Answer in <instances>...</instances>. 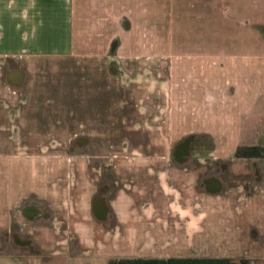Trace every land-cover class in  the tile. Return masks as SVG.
<instances>
[{"label":"crops","instance_id":"obj_1","mask_svg":"<svg viewBox=\"0 0 264 264\" xmlns=\"http://www.w3.org/2000/svg\"><path fill=\"white\" fill-rule=\"evenodd\" d=\"M162 124L168 141L213 147L181 165L89 167L80 154L69 169L9 144L144 142ZM255 144L264 0H0V264H264V158L234 156Z\"/></svg>","mask_w":264,"mask_h":264},{"label":"flooded vegetation","instance_id":"obj_2","mask_svg":"<svg viewBox=\"0 0 264 264\" xmlns=\"http://www.w3.org/2000/svg\"><path fill=\"white\" fill-rule=\"evenodd\" d=\"M161 93H157V95H159L160 97ZM149 111V110H148ZM143 112V111H142ZM146 112V113H150ZM164 132V129H163ZM145 137H147L149 139V135L147 136L144 135ZM156 136H158V133L156 134ZM167 135H165V141L168 142V150L164 151V153L162 154H158L156 152V150H148V151H144L142 152V154L144 155V157H149L150 159L153 158V161L156 165L159 164H168V162L170 161L171 164H175L176 162L178 163V165H181L182 163H185V161L188 158H184L185 154H188V157L191 155V153L195 150L198 151H207V150H211L213 147V143L211 141L202 139L201 141L195 142V138L194 139H190L189 136H181L178 137L177 140H171L168 141L167 140ZM158 140H162L163 138H159ZM64 143H69L67 146V151L71 156H70V161L69 163H66V165H63L65 167H68L69 169L71 167H74V163H71V161H73L75 159L76 155H80L82 154V156L85 154L87 156V164L85 166L92 167V166H96V167H101V168H107L111 165H115L116 161H119L118 164L120 165H125L128 164V154L126 153V149H124L123 145H125V143H111V142H103L99 139H94V138H88V137H83V136H79V137H74L71 140L68 141H62ZM60 141L57 142H43V143H58V146H62L59 143H62ZM27 142H10V146L12 148V150L14 152L17 153V155H21L23 156L24 154L27 153H31L30 149H32L31 147H25V144ZM107 143H109V145H107ZM122 144V146H121ZM255 145H259V144H255ZM44 146V145H43ZM240 146H254V145H240ZM262 146V145H259ZM56 147V146H54ZM116 147H119L120 150H114L116 149ZM123 147V150H121ZM239 147V146H238ZM264 147V146H262ZM37 148V147H36ZM41 147H39L38 152L41 153V155L46 154L47 150L46 145L44 146V148L40 149ZM237 149V147H236ZM235 149V151H236ZM50 152V151H49ZM56 154L58 155V160L59 162H61L62 164H64V161L62 160V152L60 150H56ZM117 154L118 159H113L112 157L113 155ZM55 155V154H54ZM146 155V156H145ZM162 155V156H160ZM166 155L169 156V159L167 160ZM161 158H160V157ZM234 156L235 157H239L235 155L234 152ZM243 158H264V157H245V156H241ZM193 158L189 157V160H191ZM197 159H201V158H197ZM23 161H28L30 159H21ZM149 160V159H147ZM205 160V159H204ZM46 161V159H45ZM127 162V163H126ZM133 163V162H132ZM26 164V163H25ZM131 164V163H130ZM136 164H142V163H136ZM152 164V163H151ZM146 165V164H144ZM70 171V170H69ZM100 190H98L97 195L95 196L96 198L100 197Z\"/></svg>","mask_w":264,"mask_h":264},{"label":"rangeland","instance_id":"obj_3","mask_svg":"<svg viewBox=\"0 0 264 264\" xmlns=\"http://www.w3.org/2000/svg\"><path fill=\"white\" fill-rule=\"evenodd\" d=\"M160 2L164 3L166 2V0H160ZM164 17L166 18V11H165V14H164ZM165 24V23H164ZM148 65H150V62H145L144 63V68L143 70L146 71L147 69L150 70V67H148ZM159 65V69H163L161 66H165V62H160L158 63ZM160 73L163 75L162 76V79L165 80V71L164 72H161ZM163 96V103L165 105V97L166 95L162 94ZM160 107L162 108H159L158 111L156 112L157 116L159 117H156L154 118V120L156 119H161V112L163 111V114L165 115L166 114V107L161 105ZM141 111H144V110H141ZM145 113L147 111H144ZM145 113L144 115L141 113L142 115V118L145 117ZM153 131L154 133H151L150 132V135H149V141H144V142H135V141H127L125 142V145H123L124 149H126V153L128 154V164L130 163H142V164H155L153 161V158L150 159L149 157H144V155L142 154V152L144 151H148V150H156V152L158 154H162L164 153V151L168 150V142L165 141V135H166V124H162L160 125V127H153ZM163 129H164V132H163ZM158 133V136H156V134ZM159 138H163V141L162 140H158ZM167 138V137H166ZM60 145H62L61 147L58 146V143H36V144H30V143H26L25 144V147H31L32 149H30V152H35V151H38L39 150V147H41L40 149L44 148V146L46 145V150H47V154H56V150H60L62 152V160L64 161V164L63 165H66V163H69L70 161V154L67 151V146L69 143H59ZM117 144V143H115ZM44 145V146H43ZM107 145H109V143H107ZM56 146V147H54ZM122 146V144H121ZM37 147V148H36ZM123 147L121 150H123ZM114 150H120L119 147H116V149ZM50 151V152H49ZM146 156V155H145ZM87 156L84 154L82 157H79V161H87ZM149 159V160H147ZM39 160H43L45 161V158H39V159H31V161H39ZM47 162L49 161H53L54 160V157H49V158H46ZM56 160H60V159H56ZM82 163V162H81ZM85 166V165H84ZM69 175V173H68ZM49 256V255H48ZM101 261V259H99ZM73 260H71L72 262ZM76 264H78V262H76Z\"/></svg>","mask_w":264,"mask_h":264},{"label":"trees","instance_id":"obj_4","mask_svg":"<svg viewBox=\"0 0 264 264\" xmlns=\"http://www.w3.org/2000/svg\"><path fill=\"white\" fill-rule=\"evenodd\" d=\"M236 156L264 157V147L239 146L235 151ZM243 264L244 260L237 262L228 258H112L107 264Z\"/></svg>","mask_w":264,"mask_h":264}]
</instances>
